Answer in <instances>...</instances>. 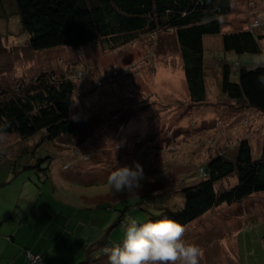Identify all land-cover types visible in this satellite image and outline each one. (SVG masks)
Masks as SVG:
<instances>
[{
    "label": "rangeland",
    "instance_id": "374dc122",
    "mask_svg": "<svg viewBox=\"0 0 264 264\" xmlns=\"http://www.w3.org/2000/svg\"><path fill=\"white\" fill-rule=\"evenodd\" d=\"M221 2L226 10L222 32L204 35L207 96L197 102L190 97L171 26L143 30L114 47L97 40L81 48L34 49L17 12L9 9L7 19L0 17V91L13 90L21 80L29 82L46 70L76 82L73 102L78 103L72 102L70 118L78 117L77 135L48 139L40 133L25 137L5 132L0 144V165L16 174L11 183L0 184L5 212L13 215L16 210L35 221L41 217L37 226L45 228L53 246L48 245L68 264L109 263L103 250L122 245L126 215L142 224L155 214L180 210L185 188L205 178L199 171L210 156L225 151L235 157L242 139L259 156L264 111L223 93L218 64L224 58L253 63L264 55V38L263 52L237 54L224 50L222 37L223 32L258 29L264 21V0ZM12 18L17 19L11 24ZM18 91L0 94V99L23 94ZM135 162L152 182L134 193L114 192L107 177L118 167L134 168ZM3 177L0 168V181ZM237 182L233 172L215 183L216 191ZM25 195L32 210L22 209V203L14 206ZM7 226L3 224L0 238L9 235ZM183 226V239L203 249L200 264H264V190L242 200L216 202ZM36 236L41 238L38 228Z\"/></svg>",
    "mask_w": 264,
    "mask_h": 264
},
{
    "label": "trees",
    "instance_id": "16d2710c",
    "mask_svg": "<svg viewBox=\"0 0 264 264\" xmlns=\"http://www.w3.org/2000/svg\"><path fill=\"white\" fill-rule=\"evenodd\" d=\"M1 1L0 17L7 19L9 9L17 12L34 49L58 45L81 48L97 40L114 47L130 42L143 30L171 26L180 45L191 99L203 101L207 96L209 65L204 35L222 32L221 16L226 10L221 1L224 0ZM15 19L12 18L11 24ZM222 37L225 51L237 54L263 52L260 40L264 38V21L256 30L243 28L223 32ZM218 66L221 68L223 93L236 100H246L249 105L264 111V83L261 82L264 65L258 66L257 61L244 63L224 58ZM21 89L23 94L0 99V130L18 132L25 137L40 133L48 139L64 133L77 135V124L70 118L76 90V82L71 76H59L53 70H46L29 82L21 80L13 90H19V94ZM13 90L4 89L0 94H9ZM2 165L7 168L6 164ZM233 172L238 174V182L223 192H217L215 183ZM199 173L205 178L199 184L185 188V204L180 210L155 214L147 222L167 218L184 225L216 202H234L264 190V142L259 156L255 157L250 141L242 139L235 157L225 151L218 152L201 165ZM29 250L41 256V263L32 262L27 256ZM23 254L31 264H49L41 252L28 246L23 248Z\"/></svg>",
    "mask_w": 264,
    "mask_h": 264
},
{
    "label": "clouds",
    "instance_id": "9594fccd",
    "mask_svg": "<svg viewBox=\"0 0 264 264\" xmlns=\"http://www.w3.org/2000/svg\"><path fill=\"white\" fill-rule=\"evenodd\" d=\"M257 64L264 65V55L258 58ZM261 82L264 83V79ZM73 103H78V100ZM71 118L78 119L75 115ZM6 136L0 130V144L6 140ZM152 179L146 176L143 166L135 162L134 168L124 166L113 170L106 183L116 193H134L144 183L152 182ZM121 227L125 232L122 245L103 250L108 255L109 264H200L204 255L199 245L187 243L183 239L185 227L172 219L140 224L126 215Z\"/></svg>",
    "mask_w": 264,
    "mask_h": 264
},
{
    "label": "crops",
    "instance_id": "0c3cea01",
    "mask_svg": "<svg viewBox=\"0 0 264 264\" xmlns=\"http://www.w3.org/2000/svg\"><path fill=\"white\" fill-rule=\"evenodd\" d=\"M0 11L2 10L0 9ZM0 168H3L4 175L3 181H0V184L2 185L11 183L16 176V174H14L15 171L7 169L6 167L4 168V165H0ZM10 189L12 190V188ZM29 202L30 201L27 198V195H25L20 201H16L14 203V206L18 203H22L25 205V207H23L22 209L32 210V206L27 205L29 204ZM39 222H41V217L40 220L38 219L37 221H35L33 218H27V214L23 217H20L17 215L16 210H14L13 215H8L4 210L2 201H0V231H2L3 224L6 223L8 226L7 228H5L4 232H6V234H9L8 236H12L11 239H8L7 237L0 238V264H31L23 254V248L26 246L32 248L36 252H41L44 255L45 261H47L49 264L69 263V261L66 260V257L61 258L60 255L54 254V247H50L48 245V243L52 245V243L48 242L49 234H47L44 227L41 228L40 226H37ZM23 228L27 229L23 230ZM36 228L40 230L41 238H37ZM43 239H45L47 243H43ZM73 260L76 261L77 258ZM74 263L89 264L93 262L79 261Z\"/></svg>",
    "mask_w": 264,
    "mask_h": 264
},
{
    "label": "built area",
    "instance_id": "2783aa9c",
    "mask_svg": "<svg viewBox=\"0 0 264 264\" xmlns=\"http://www.w3.org/2000/svg\"><path fill=\"white\" fill-rule=\"evenodd\" d=\"M27 256L32 260V262L41 263V256L39 254H36L29 250L27 252Z\"/></svg>",
    "mask_w": 264,
    "mask_h": 264
}]
</instances>
